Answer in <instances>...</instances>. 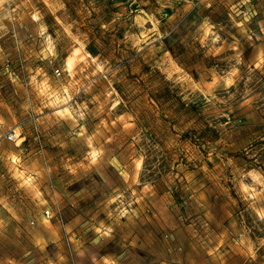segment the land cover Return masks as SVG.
Wrapping results in <instances>:
<instances>
[{"label":"rangeland","instance_id":"obj_1","mask_svg":"<svg viewBox=\"0 0 264 264\" xmlns=\"http://www.w3.org/2000/svg\"><path fill=\"white\" fill-rule=\"evenodd\" d=\"M0 264H264V0H0Z\"/></svg>","mask_w":264,"mask_h":264},{"label":"built area","instance_id":"obj_2","mask_svg":"<svg viewBox=\"0 0 264 264\" xmlns=\"http://www.w3.org/2000/svg\"><path fill=\"white\" fill-rule=\"evenodd\" d=\"M242 15H246L245 11L242 10L241 12ZM56 73L59 74V70H56ZM8 140H15L16 139V133L15 131H11L8 136H7ZM46 214L49 215V211H46Z\"/></svg>","mask_w":264,"mask_h":264},{"label":"snow or ice","instance_id":"obj_3","mask_svg":"<svg viewBox=\"0 0 264 264\" xmlns=\"http://www.w3.org/2000/svg\"><path fill=\"white\" fill-rule=\"evenodd\" d=\"M65 103H66V101H65Z\"/></svg>","mask_w":264,"mask_h":264}]
</instances>
